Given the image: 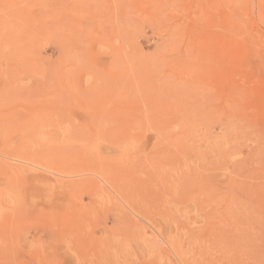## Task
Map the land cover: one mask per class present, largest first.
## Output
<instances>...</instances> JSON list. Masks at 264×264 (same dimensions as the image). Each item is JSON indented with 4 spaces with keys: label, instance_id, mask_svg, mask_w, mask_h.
I'll use <instances>...</instances> for the list:
<instances>
[{
    "label": "rangeland",
    "instance_id": "rangeland-1",
    "mask_svg": "<svg viewBox=\"0 0 264 264\" xmlns=\"http://www.w3.org/2000/svg\"><path fill=\"white\" fill-rule=\"evenodd\" d=\"M145 263L264 264V0H0V264Z\"/></svg>",
    "mask_w": 264,
    "mask_h": 264
},
{
    "label": "bare ground",
    "instance_id": "bare-ground-1",
    "mask_svg": "<svg viewBox=\"0 0 264 264\" xmlns=\"http://www.w3.org/2000/svg\"><path fill=\"white\" fill-rule=\"evenodd\" d=\"M193 176H194V175H189V174H187V177L185 176V178H183V186L186 187V188L189 189V190H191V189H192V186H193V183H192V182H194V179H195ZM35 178H38V177H35ZM197 178H198V176H197ZM184 180H187V182H188V181H189V182L186 183V181H184ZM70 183L75 184V182H73V181H71ZM115 185H117V184H114V187H116ZM125 185H126V184H125ZM125 185H123V184H122V185H119L121 188H120L118 185H117V187H119V189L121 190V189H122V186L124 187ZM74 186H75V185H74ZM126 187H128V185H127ZM111 188H112V190H113V187H112V186H111ZM130 188H131V187H128V190H129ZM115 189H116V188H115ZM123 189H124V188H123ZM146 189H147V188H146ZM149 189H150V188H149ZM149 189H147V190H149ZM120 190L117 189L118 192H120ZM130 190H131V189H130ZM147 190H144L145 193L147 192ZM151 190H152V189H150V191H151ZM115 191H116V190H115ZM125 191H126V190H123L120 194L122 195V193L125 192ZM144 191H142V193H143ZM150 191H149V192H150ZM113 192H114V190H113ZM127 192H129V191H127ZM131 192H132V190H131ZM150 193H151V192H150ZM150 193H147V195L150 194ZM115 194H116V193H115ZM130 194H131V193H130ZM116 195H117V194H116ZM118 195H119V194H118ZM141 195H142V194H141ZM141 195H140V196H141ZM147 195H146V198H145V199H147ZM152 195H153V194H152ZM125 196H126V195H125ZM143 196H145V195H143ZM118 197H119V196H118ZM120 197H122V198H120ZM120 197H119L120 200H122L123 198H125V197H123V196H120ZM127 197H131V198H132V197H133V194H131L130 196H129V195L126 196V198H127ZM126 198H125V199H126ZM131 198H130V202H129V201H126V204H125V202H124L125 199H124V201H122V202H124V204L128 207L129 211H131V212H127V211L124 212V210H123L122 208H121V209H118L120 206L117 208L118 210H120V211L123 210V212H124V213H123V212L121 211V214H122V213H123V214H122V215H118L117 218H116V217H113V218H114V221L117 219V221H118L117 224L120 223L121 221H123V224H124V220H125L126 222L129 221V218H131V213H132L135 217H137L138 219H139V217L141 218V217L147 215V214H145V212H144V213L142 212L143 210L141 211L140 209H138V206H135V205H134V202H133V204H131V200L136 201V200L131 199ZM140 198H141V197H140ZM148 198H149V196H148ZM150 198H151V197H150ZM153 198H154V195H153ZM142 199H143V198H142ZM128 200H129V198H128ZM137 200H138V198H137ZM148 200H150V199H148ZM142 201H143V200H142ZM150 201H151V200H150ZM127 202H128V203H127ZM136 203H138V202H135V204H136ZM127 204H128V205H127ZM139 204H140V202H139ZM70 205H71V204H70ZM136 205H137V204H136ZM115 206H116V205H115ZM147 206H148V205H147ZM150 206H151V205H150ZM152 206H153V205H152ZM124 207H125V206H124ZM127 207H126V208H127ZM144 207H145V206H144ZM126 208H125V209H126ZM149 209H150V208H149ZM115 211H116V210H115ZM117 212H118V211H117ZM149 212H150V210H149ZM128 214H130V215H128ZM65 215H66V214H65ZM67 217H68V216H67ZM115 218H116V219H115ZM144 219H146V217H144ZM149 219H150V218H149ZM119 220H120V222H119ZM132 220H133V219H132ZM132 220H130V221L132 222ZM112 221H113V220H112ZM114 221H113V222H114ZM134 221H135V219H134ZM126 222H125V223H126ZM135 222H136V221H135ZM138 222H140V221H138ZM114 223H115V222H114ZM115 224H116V223H115ZM120 224H121V226H122V222H121ZM127 224H128V223H127ZM151 224H152V223H151ZM131 225H132V227H133V224H132V223H131ZM135 225H136V224H135ZM135 225H134V227H135ZM149 225H150V224H149ZM154 225H155V223H154ZM119 226H120V225H119ZM125 226H127V225H125ZM125 226H124V227H125ZM105 227H106V225H105ZM115 227H116V226H115ZM122 227H123V226H122ZM136 227H137V225H136ZM101 229H103V227H101ZM103 230H104V229H103ZM144 230H145V229H144ZM107 231H109V230H105V233H106ZM115 231H116V230H115ZM132 231H133V230H132ZM145 231H146V230H145ZM96 233H97V232H96ZM134 234H135V233H134ZM134 234H133V235H134ZM191 235H192V234H191ZM136 236H137V235H136ZM143 236H144V235H143ZM188 236H189V235H188ZM144 237H145V236H144ZM139 238H140V236H139ZM98 240H99V239H98ZM98 240H97V241H98ZM144 240H145V242L147 241V239H144ZM95 241H96V240H95ZM133 242H134V240H133ZM145 242H143L142 245H143ZM140 245H141V244H140ZM142 247H143V246H142ZM146 250H147V249H146ZM98 251L101 252V250H98ZM144 252H145V253H144ZM144 252H143V254H144V255H148V257H149L150 254H148L147 251H144ZM151 255H152V254H151ZM154 256H155V255H154ZM146 258H147V257H146ZM140 259H141V258H140ZM150 259H151V258H150ZM150 259H149V260H150ZM194 262H195V261H194ZM192 263H193V262H192ZM145 264H146V263H145ZM148 264H149V263H148Z\"/></svg>",
    "mask_w": 264,
    "mask_h": 264
}]
</instances>
